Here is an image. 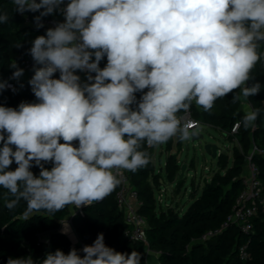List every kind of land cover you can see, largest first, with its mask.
<instances>
[{"label": "clouds", "instance_id": "obj_1", "mask_svg": "<svg viewBox=\"0 0 264 264\" xmlns=\"http://www.w3.org/2000/svg\"><path fill=\"white\" fill-rule=\"evenodd\" d=\"M12 3L21 15L39 12L37 28L56 11L64 17L29 49L35 62L29 84L38 102L0 106V187L13 197L6 201L9 210L26 202L25 221L41 211L54 215L70 204L100 202L122 183L123 170L135 173L150 163L143 145L189 140L196 131L178 113L188 112L193 101L210 111L237 89L233 103L261 90L259 82H248L261 59L264 0ZM9 19L0 13V24ZM10 67V79L18 81L24 70L15 62ZM77 70L88 74L86 82ZM10 87L0 81V91ZM137 92L143 93L139 100ZM259 112L246 106L237 127H253ZM13 162L17 167L8 170ZM34 165L38 176L30 170ZM61 223L62 234H69L67 220ZM104 241L100 233L83 247V257L75 248L68 254L58 249L41 264H140L139 252H117ZM7 264L33 260L9 258Z\"/></svg>", "mask_w": 264, "mask_h": 264}, {"label": "trees", "instance_id": "obj_2", "mask_svg": "<svg viewBox=\"0 0 264 264\" xmlns=\"http://www.w3.org/2000/svg\"><path fill=\"white\" fill-rule=\"evenodd\" d=\"M14 7L12 0H0V13L6 12L10 17L8 23L0 24V79L14 71L10 67L13 62L20 66L31 57L29 49L34 39L45 35L46 30L52 28L46 23L47 20L58 23L63 18V15L56 11L44 17L42 20L44 26L37 28L34 17L38 16L39 12H26L21 15L15 12ZM257 50L261 59L250 73L252 79L249 85L259 82L261 90L258 94L247 98L252 103L253 109H260L253 127L245 129L241 123L237 133L231 132L234 123L241 121L245 114L241 108L242 100L232 102V97L240 94V89L217 99L210 111H205L194 101L192 102L193 115L199 122L210 123L226 137L232 140L238 139L244 151L236 148L235 162L230 166L227 164L226 156L220 155V170L206 182L201 193L194 188L193 201L184 212L172 205L166 208H161L159 205L153 185L158 182L153 162L154 148L145 144L142 147L150 154V163L135 173L127 170L126 173L141 201L137 211L147 221L145 229L147 242L132 240L125 233L129 224L125 220L124 211L119 208L116 201V193L120 185L102 201L94 202L90 206H82L72 213L73 205L70 204L54 215L45 211L34 213L26 221L21 218L27 206L26 202L21 200L15 209L9 210L6 201L13 197L7 189L0 187V264H7L9 258L26 259L30 255V244L38 242L39 237L44 234L49 241L44 259L48 253H54L58 249L68 254L72 248L77 249L83 257V247L92 245L100 233L104 235L105 245L117 252L130 254L135 250L142 258L147 247L155 250L158 257L157 264H264V208L252 216L253 228L248 232L242 230L238 224L232 223L218 233L203 238L204 234L221 228L232 212L235 199L242 189V164L246 160L253 140L264 147V59L262 56L264 42H259ZM106 63L105 56L99 66L103 68ZM53 78L58 79L59 72L55 73ZM29 81L30 79L18 81L15 92L7 88L0 91V106L18 108L22 102H38ZM144 91L146 92L147 89ZM142 94L140 92L135 94L137 100ZM182 112L178 113V116ZM180 142L179 139L178 143ZM254 160L260 168V176L264 181V159L255 155ZM52 166L51 163L45 164L49 170ZM16 167L17 164L13 162L8 170H15ZM166 167L169 177L173 180L179 168L174 154L168 156ZM30 170L34 175H39V167L34 165ZM151 178L153 181L150 180ZM181 183H177L178 189ZM69 214H72V223L80 239L78 244H75L68 234H62L61 221ZM242 245L247 246L248 255L245 259L240 257Z\"/></svg>", "mask_w": 264, "mask_h": 264}, {"label": "rangeland", "instance_id": "obj_3", "mask_svg": "<svg viewBox=\"0 0 264 264\" xmlns=\"http://www.w3.org/2000/svg\"><path fill=\"white\" fill-rule=\"evenodd\" d=\"M262 56L264 59V50ZM249 105V102H245L242 99L241 108L244 112L246 111V106ZM193 131L201 133L202 137L196 140L191 137L189 140H184L180 143H178V137H173L170 139V143L168 141L154 148L153 162L156 173L155 177L158 178V182L153 185L161 208L172 205L181 212H184L193 201L192 193L194 188H197L198 193H201L206 182L212 178L216 171L220 170L221 163L219 162V157L213 158L205 151L204 145L206 143L218 145V152L226 156L229 166L235 162L236 148L239 151H244L238 139L232 140L226 137L217 127L210 123H200V126ZM251 148L252 144L249 151ZM170 154H174L179 163L178 171L173 180L169 177L166 167L167 158ZM184 164H186V169L182 171ZM247 167L248 162L245 160L242 164L243 173L247 170ZM153 178L150 180L153 181ZM178 182H183V184H180L179 189L177 188ZM71 235L72 238L80 243L79 237L73 231H71ZM39 241H48V239L44 234L39 237Z\"/></svg>", "mask_w": 264, "mask_h": 264}, {"label": "built area", "instance_id": "obj_4", "mask_svg": "<svg viewBox=\"0 0 264 264\" xmlns=\"http://www.w3.org/2000/svg\"><path fill=\"white\" fill-rule=\"evenodd\" d=\"M67 1L65 0V5ZM47 24L55 27L57 23L54 20H47ZM34 61L32 57H29L23 65L18 66L24 70L26 79L22 76L18 81H28L34 75L33 66ZM39 67V65H36ZM100 68H102L100 66ZM15 71V70H14ZM13 71V72H14ZM12 72V73H13ZM79 70L75 74H78ZM12 73L8 76L0 79V81H7L12 87L7 88L11 92H14L12 88L16 87L17 80L10 79ZM93 76L95 73H92ZM249 83V82H248ZM250 106L253 108L251 102ZM184 122H191L193 129L195 130L200 123L193 115V109L190 108L188 112H182L180 115ZM236 121L231 129L232 133H237L239 127H237ZM78 143V142H77ZM255 155H258L264 159V147L260 146L254 140L252 142V148L246 155V160L248 162L247 170L242 174V189L238 193L235 202L233 204L232 212L228 215L226 221L222 224V227L213 231L208 232L203 235V238L211 236L212 234L218 233L222 228L228 227L232 223L238 224V226L244 231H250L253 228L251 221L252 216L256 215L261 208H264V181L260 176V168L256 161L254 160ZM116 201L120 209L124 211L125 220L129 224V228L126 230V235L132 240H141L147 242L146 237V219L137 211L138 206L141 201L138 197V192L134 189L130 183V178L128 177L126 170L122 172V183L116 193ZM248 255L247 246L242 245L240 247V257L245 259Z\"/></svg>", "mask_w": 264, "mask_h": 264}, {"label": "water", "instance_id": "obj_5", "mask_svg": "<svg viewBox=\"0 0 264 264\" xmlns=\"http://www.w3.org/2000/svg\"><path fill=\"white\" fill-rule=\"evenodd\" d=\"M192 137L194 140L200 139L202 137V134L196 132V134L193 135ZM204 149L213 158L220 157L221 155V153L218 152V145L214 143H206L204 145ZM185 169H186V164L182 166V171H184ZM48 248H49V241H39V242L30 244V255L29 256H31L33 260V264H39L41 260L44 259Z\"/></svg>", "mask_w": 264, "mask_h": 264}, {"label": "crops", "instance_id": "obj_6", "mask_svg": "<svg viewBox=\"0 0 264 264\" xmlns=\"http://www.w3.org/2000/svg\"><path fill=\"white\" fill-rule=\"evenodd\" d=\"M67 2H68V0H66ZM63 20H64V17L62 18V20H61V22H63ZM93 59H94V57H93ZM77 75H79L80 76V78H81V82L82 83H84V82H86L87 81V73L86 72H81V71H79L78 72V74ZM93 75V74H92ZM22 78L23 79H26V75H23L22 76ZM2 79V78H1ZM245 102H250V101H248V100H245ZM82 207V206H81ZM80 207V208H81ZM77 208H76V206L75 205H73L72 206V208H71V210L72 211H74V210H76ZM72 211H71V213H72ZM67 220V223H68V225L70 226V232H69V237L71 238V240L75 243V244H78L79 242L78 241H76V239H74V238H72V235H71V231H73L77 236H78V234L76 233V231H75V228H74V226H73V223H72V214H69V215H67L63 220ZM62 220V221H63ZM62 228H63V224H62ZM79 237V236H78ZM78 254H80V256L82 257V255H81V253H78ZM153 258V259H152ZM157 262H158V257H157V253H156V251L155 250H152V249H150V248H146V250H145V252H144V254H143V256H142V258H141V263L142 264H157Z\"/></svg>", "mask_w": 264, "mask_h": 264}]
</instances>
